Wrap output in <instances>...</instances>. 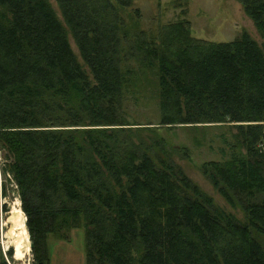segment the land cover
<instances>
[{
    "label": "trees",
    "instance_id": "16d2710c",
    "mask_svg": "<svg viewBox=\"0 0 264 264\" xmlns=\"http://www.w3.org/2000/svg\"><path fill=\"white\" fill-rule=\"evenodd\" d=\"M52 1L62 23L47 0H0V152L37 264L73 229L83 264H264V0H236L260 45L195 39L184 11L154 34L119 15L132 0ZM148 105L159 126L236 130L244 153L201 173L242 222L136 124Z\"/></svg>",
    "mask_w": 264,
    "mask_h": 264
},
{
    "label": "rangeland",
    "instance_id": "374dc122",
    "mask_svg": "<svg viewBox=\"0 0 264 264\" xmlns=\"http://www.w3.org/2000/svg\"><path fill=\"white\" fill-rule=\"evenodd\" d=\"M47 1L59 22L62 23L53 1ZM109 1L114 5V0ZM134 10L138 11V15L135 16ZM181 11L185 13L184 20L188 21L190 36L195 39L207 42H229L240 33H245L258 45L262 41L236 0H132L131 5L119 15L125 23L129 18H135L137 30L145 32L149 30L156 34L162 26L182 19L179 14ZM67 41L75 59L81 64L69 33H67ZM129 113L136 124H150L151 130H156L158 138L163 141L164 148L171 153L170 160L180 167L182 173L202 193L210 197L213 205L231 214L239 222L244 220L241 209L226 203L201 173V166L204 164L225 162L234 151L244 153L241 148L237 150L231 148L232 145L238 146L236 130L231 125H173L170 128L159 126L155 107L152 105L138 106L134 110L130 109ZM0 193L1 217L5 224L2 226L0 236V264H37L29 247L28 256L18 258L13 251V259L12 248L2 243L6 239L1 242L9 229L8 223L5 222L12 206L18 202L20 209L17 188L6 170L2 152H0ZM23 219L25 223L24 214ZM27 237L28 233H26ZM46 239V246L43 247L45 255L40 264H83L81 229L69 230L64 240L52 238L50 235ZM261 239L264 242V239ZM8 250L11 251L10 255L7 254Z\"/></svg>",
    "mask_w": 264,
    "mask_h": 264
},
{
    "label": "bare ground",
    "instance_id": "6f19581e",
    "mask_svg": "<svg viewBox=\"0 0 264 264\" xmlns=\"http://www.w3.org/2000/svg\"><path fill=\"white\" fill-rule=\"evenodd\" d=\"M7 222L10 226L2 238V240L6 239L3 241V244L5 246L10 245L18 258L28 256V241L26 238L24 219L18 202L12 206Z\"/></svg>",
    "mask_w": 264,
    "mask_h": 264
},
{
    "label": "flooded vegetation",
    "instance_id": "af4514ba",
    "mask_svg": "<svg viewBox=\"0 0 264 264\" xmlns=\"http://www.w3.org/2000/svg\"><path fill=\"white\" fill-rule=\"evenodd\" d=\"M1 194V193H0ZM1 211H2V205L0 204V236H1V234H2V230H3V225H5L4 224V221H2V217H1ZM6 223H8L7 222V220H6ZM8 225V228H9V226H10V224L8 223L7 224ZM3 238V237H2ZM2 240V239H1ZM3 241V240H2ZM3 243V242H2ZM10 246V245H9ZM11 247V246H10ZM12 248V247H11ZM12 258H13V249H12ZM14 259V258H13Z\"/></svg>",
    "mask_w": 264,
    "mask_h": 264
},
{
    "label": "water",
    "instance_id": "95a60500",
    "mask_svg": "<svg viewBox=\"0 0 264 264\" xmlns=\"http://www.w3.org/2000/svg\"><path fill=\"white\" fill-rule=\"evenodd\" d=\"M25 230H26V228H25ZM28 247H29V243H28ZM38 264H40V263H38Z\"/></svg>",
    "mask_w": 264,
    "mask_h": 264
}]
</instances>
